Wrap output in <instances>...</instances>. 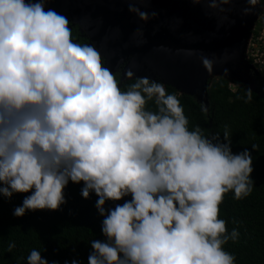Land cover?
<instances>
[{
	"label": "clouds",
	"instance_id": "9594fccd",
	"mask_svg": "<svg viewBox=\"0 0 264 264\" xmlns=\"http://www.w3.org/2000/svg\"><path fill=\"white\" fill-rule=\"evenodd\" d=\"M69 23L44 0H0V195L32 190L12 214L57 209L69 180L83 181L105 237L90 241L87 264H235L222 245L238 232L218 218L219 204L229 190L235 199L252 191L249 150L233 153L226 127L223 141L189 130L160 82L141 77L121 91ZM129 194L105 214L106 200ZM26 264L57 262L32 249Z\"/></svg>",
	"mask_w": 264,
	"mask_h": 264
},
{
	"label": "water",
	"instance_id": "95a60500",
	"mask_svg": "<svg viewBox=\"0 0 264 264\" xmlns=\"http://www.w3.org/2000/svg\"><path fill=\"white\" fill-rule=\"evenodd\" d=\"M44 8L77 26L119 84L151 76L204 107L215 77L254 90L246 50L263 0H44Z\"/></svg>",
	"mask_w": 264,
	"mask_h": 264
},
{
	"label": "trees",
	"instance_id": "16d2710c",
	"mask_svg": "<svg viewBox=\"0 0 264 264\" xmlns=\"http://www.w3.org/2000/svg\"><path fill=\"white\" fill-rule=\"evenodd\" d=\"M264 3V0H263ZM72 39L80 44H89L76 25L69 23ZM121 91H127L138 78L119 84V72L113 73ZM254 85L252 99L245 102L244 84L230 82L225 77H215L207 85L208 103L206 111L194 96L179 93L174 87L164 85L166 94H173L179 100L187 127L196 126L207 134L218 132L223 141L225 127L230 135L233 153L249 150L252 157V191L241 199H235L229 190L223 194L219 204L218 218L225 221L228 232H238L235 240L229 238L222 247L235 257V264H264V67L259 74L251 72ZM159 82V81H157ZM232 84L234 87L232 88ZM146 110L156 111L153 100H147ZM255 145V149L252 148ZM83 181L69 182L63 188L64 203L57 209L26 210L21 216H14L13 209L22 203L29 192H16L10 198L0 195V264H26V257L32 249L40 251L47 261L64 264L72 260L87 264L91 251L90 241L104 240L101 232L103 217L95 208L97 196L90 192L88 198L80 195ZM120 200L105 201V209L122 204ZM14 243L10 251L8 244Z\"/></svg>",
	"mask_w": 264,
	"mask_h": 264
},
{
	"label": "built area",
	"instance_id": "2783aa9c",
	"mask_svg": "<svg viewBox=\"0 0 264 264\" xmlns=\"http://www.w3.org/2000/svg\"><path fill=\"white\" fill-rule=\"evenodd\" d=\"M256 24L247 45L246 56L249 63L260 71L264 67V18H258Z\"/></svg>",
	"mask_w": 264,
	"mask_h": 264
},
{
	"label": "rangeland",
	"instance_id": "374dc122",
	"mask_svg": "<svg viewBox=\"0 0 264 264\" xmlns=\"http://www.w3.org/2000/svg\"><path fill=\"white\" fill-rule=\"evenodd\" d=\"M259 20H261L262 18H264V8L262 9V11L259 13V16H258ZM255 25L257 26L256 22H255ZM252 65V64H251ZM253 66V65H252ZM254 67V66H253ZM254 73H258L259 74V70H257L256 67H254ZM148 79H153L151 76H147ZM160 82V81H159ZM232 88L234 87V84L231 85Z\"/></svg>",
	"mask_w": 264,
	"mask_h": 264
}]
</instances>
